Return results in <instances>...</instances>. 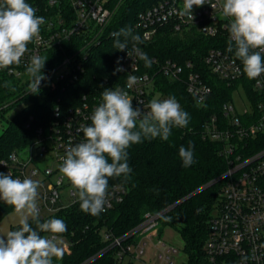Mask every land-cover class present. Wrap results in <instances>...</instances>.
Instances as JSON below:
<instances>
[{
  "label": "built area",
  "instance_id": "obj_1",
  "mask_svg": "<svg viewBox=\"0 0 264 264\" xmlns=\"http://www.w3.org/2000/svg\"><path fill=\"white\" fill-rule=\"evenodd\" d=\"M112 1L32 0L36 15L45 19L40 36L28 45L21 63L0 69V76L6 74L20 81L31 79L26 69L31 56L39 55L48 57L44 67L48 61L55 64L43 73L41 85L49 82L48 88L52 89L74 84L85 72L92 47L100 44L105 36L115 35V31L109 28L115 14ZM223 2L205 0L204 5L194 6L192 21L179 14L184 0H160L139 12L134 28L146 44L152 43L163 27L180 33L195 29L206 36H223L230 41L228 26L231 18L223 16ZM76 39L82 41L79 46ZM124 43L127 48L121 51L116 68L127 75L126 81L93 88L78 104L56 105L51 124L40 126L27 147L0 160L3 174L10 173L14 179L39 181L37 203L40 217L54 214L79 201L76 191L59 168L67 149L83 141V134L78 129L90 125V117L102 103L101 94L105 89L119 88L127 92L133 108L142 112L149 111L147 105L152 99L172 97L159 89L158 73L170 80L183 81L187 92L199 106L205 104L212 92L200 60L189 58L182 63L172 58L153 57L150 64L156 68L152 69L141 58L147 55L145 46L137 42ZM58 53L62 54L59 59ZM202 60L213 74L229 83L244 76L242 61L235 56V44L231 52L226 46L211 47ZM129 76L138 78L131 87L128 86ZM252 80V92L247 91L240 81L233 99L221 106L222 117L212 114L203 125V137L222 144L221 154L227 159L228 168L222 175L225 184L221 202L211 219L205 242L206 257L202 264H264V145L256 149L259 144H264V74ZM235 97L241 102V107ZM176 100L182 108L180 101ZM247 151L252 152L245 154ZM65 187L67 191L64 192ZM125 194L126 188L122 185L110 186L102 212L122 201ZM160 216V213L146 212L137 227L122 237L114 238L112 245L117 246L116 255L122 263L130 264V261H124L127 256L141 259L147 248L153 246L158 264H176L179 249L158 232ZM61 247L69 252V241H63Z\"/></svg>",
  "mask_w": 264,
  "mask_h": 264
},
{
  "label": "trees",
  "instance_id": "obj_2",
  "mask_svg": "<svg viewBox=\"0 0 264 264\" xmlns=\"http://www.w3.org/2000/svg\"><path fill=\"white\" fill-rule=\"evenodd\" d=\"M159 1L113 0L115 14L109 28L115 31V35L105 36L100 44L92 47L85 72L68 87H47L44 90L40 84L39 91L32 93L31 79L20 81L6 74L0 76V117H5L24 98L30 100L28 105L9 119L7 127L0 134V160L13 151L27 147L40 126L51 124L56 105L78 104L82 102L84 94L93 88L127 80V75L116 68L121 54L115 47L117 39L122 43L137 42L145 46L147 61H151L153 57L172 58L182 63L189 58L200 60L201 69L212 87L205 104L199 106L187 92L183 81L170 80L158 73L159 89L178 99L182 109L188 113L187 127H173L166 141L159 137L143 139L142 143L134 144L127 150L131 172L127 176L111 177L108 180V188L120 184L126 188V194L122 201L115 202L106 212L95 216L85 213L77 201L49 216H39L41 223L56 218L63 220L67 226V231L60 234V237L69 241L70 251L64 250L60 260L53 258V264H124L116 255L118 248L112 242L115 237H122L137 227L146 212L160 213L161 224L171 226L180 233L187 254L186 264H202L205 260V242L212 216L221 202L225 184V180L221 178L228 163L221 154L222 144L203 137V125L212 114L222 117L221 106L233 99L240 81L247 91L252 92L253 80L244 73L241 79L229 83L213 74L205 65L202 58L211 47H229V40L223 36L210 37L195 29L183 33L173 32L170 28L163 27L152 43H144L139 31L134 28L135 22L140 11ZM26 2L32 4V0ZM121 29H131V36L117 37L116 34ZM75 42L78 46L82 43L81 39H76ZM232 44L234 46L233 42ZM61 56L58 53L57 59ZM50 62L41 70L42 75L55 65ZM149 67L156 68L153 64ZM190 144L194 146L195 163L185 168L179 157V148H188ZM263 145L259 144L256 149ZM213 181L215 182L208 187L193 194ZM13 211L12 206L0 200V219ZM29 223L36 228V223L31 218ZM19 226V223L15 224L11 230H17Z\"/></svg>",
  "mask_w": 264,
  "mask_h": 264
},
{
  "label": "clouds",
  "instance_id": "obj_3",
  "mask_svg": "<svg viewBox=\"0 0 264 264\" xmlns=\"http://www.w3.org/2000/svg\"><path fill=\"white\" fill-rule=\"evenodd\" d=\"M204 4L205 0H184L179 14L193 21V7ZM222 14L231 18L228 51L233 50L234 42L235 56L242 61L243 72L249 79H256L264 74V0H224ZM44 23L45 19L37 16L26 0H0V69L21 63L28 45L39 38ZM121 35L131 36V29H121L116 36ZM115 47L123 51L127 44L117 39ZM47 58L39 55L30 58L26 71L31 77L32 93L39 91L44 79L41 70ZM141 58L146 60L144 56ZM146 64L150 66V61L146 60ZM137 79L129 76L128 86L137 83ZM101 96L102 103L94 109L90 125L78 129L83 141L67 149L59 168L76 191L81 210L93 216L104 211L109 178L131 172L127 150L132 145L157 137L166 141L173 127L184 128L189 123L188 113L175 97L154 98L147 105L149 111L142 112L133 108L128 93L119 88L105 89ZM193 148L191 144L179 148L185 168L195 163ZM39 187V181L14 179L10 173H0V200L20 216L17 230L0 235V264H53V258L62 259L60 234L67 231V226L56 218L40 222ZM29 218L35 221L36 228L30 225Z\"/></svg>",
  "mask_w": 264,
  "mask_h": 264
},
{
  "label": "rangeland",
  "instance_id": "obj_4",
  "mask_svg": "<svg viewBox=\"0 0 264 264\" xmlns=\"http://www.w3.org/2000/svg\"><path fill=\"white\" fill-rule=\"evenodd\" d=\"M49 86V82H45L41 89H46ZM235 101L239 107L242 106L241 102L237 97H235ZM30 103L29 98H24L16 107L11 109L6 113L5 117H0V134L3 132V129L7 127L9 119L13 117L14 114L17 113L22 107L28 105ZM67 191V187L64 188V192ZM20 221V216L15 211L9 213L3 219H0V235H6L8 231H11V227L15 224H18ZM158 232L161 234V237L174 245L177 246L179 252L177 253L175 259L176 264H186L187 254L184 251V240L181 237L180 233L173 227L160 224ZM6 239V237H4ZM62 242L67 241L65 238H61ZM125 262L130 261V264H145L144 261L149 264H158L156 250L153 246H149L146 250V253L142 255L141 259H130L127 256L124 260Z\"/></svg>",
  "mask_w": 264,
  "mask_h": 264
},
{
  "label": "water",
  "instance_id": "obj_5",
  "mask_svg": "<svg viewBox=\"0 0 264 264\" xmlns=\"http://www.w3.org/2000/svg\"><path fill=\"white\" fill-rule=\"evenodd\" d=\"M222 178H223V177H222ZM222 178H221V179H222ZM214 182H215V181L210 182L209 184L205 185L204 187H202V188L196 190L193 194L197 193V192L200 191L201 189H204V188L208 187L209 185H211V184L214 183ZM167 210H168V209H167Z\"/></svg>",
  "mask_w": 264,
  "mask_h": 264
}]
</instances>
